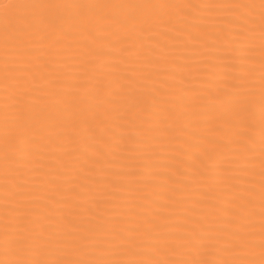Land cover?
<instances>
[{
  "label": "snow or ice",
  "instance_id": "6c2138e0",
  "mask_svg": "<svg viewBox=\"0 0 264 264\" xmlns=\"http://www.w3.org/2000/svg\"><path fill=\"white\" fill-rule=\"evenodd\" d=\"M0 264H264V0H0Z\"/></svg>",
  "mask_w": 264,
  "mask_h": 264
},
{
  "label": "bare ground",
  "instance_id": "6f19581e",
  "mask_svg": "<svg viewBox=\"0 0 264 264\" xmlns=\"http://www.w3.org/2000/svg\"><path fill=\"white\" fill-rule=\"evenodd\" d=\"M192 2H194V3H195V2H200V0H192Z\"/></svg>",
  "mask_w": 264,
  "mask_h": 264
}]
</instances>
